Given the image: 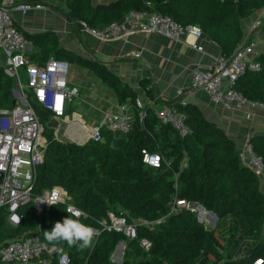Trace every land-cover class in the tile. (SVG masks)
<instances>
[{
    "label": "trees",
    "instance_id": "1",
    "mask_svg": "<svg viewBox=\"0 0 264 264\" xmlns=\"http://www.w3.org/2000/svg\"><path fill=\"white\" fill-rule=\"evenodd\" d=\"M263 5L264 0H115L96 5L92 0H66L65 13L77 28L83 21L101 29L121 21L130 9L150 8L182 25L199 27L219 45L222 55L229 57L243 40L240 20ZM24 35L33 46L92 69L114 89L120 102L130 97L134 106L131 88L105 62L65 50L57 41L47 44L43 38ZM31 56L41 59L39 52ZM254 58L260 62V69L240 74L233 86L249 100L264 103V53ZM12 86L13 78L0 67V108L13 106ZM149 95L150 100H157ZM168 104L185 114L190 133L180 136L170 124L161 123L149 104L144 105L142 117L137 113L130 129L119 137L118 147L111 145L113 132L104 127L100 128L104 142L88 139L82 144L58 141L45 127L46 147L37 167L34 192L62 186L72 203L85 213L80 217L82 222L100 230L92 249L81 252L63 246L70 256L69 264H112L110 254L119 241L134 246L125 252L123 264H251L257 258L264 264L261 179L242 162L235 141L204 118L198 108L188 102L181 104L180 97ZM37 112L42 121L48 119L47 112ZM250 141L264 161V135H253ZM142 150L158 153L159 166L144 163ZM176 199L200 203L216 214L218 223L208 228L195 212L172 210ZM108 210L124 213L128 221L142 218L154 224L139 226L135 238L102 230L99 220ZM19 212L22 219L11 228L7 208L0 209V245L34 232L44 239L43 232L54 226L39 230L40 217L31 203L22 205ZM68 216L65 205L58 203L46 212V222H62ZM140 238L150 241L148 250L140 246Z\"/></svg>",
    "mask_w": 264,
    "mask_h": 264
},
{
    "label": "built area",
    "instance_id": "2",
    "mask_svg": "<svg viewBox=\"0 0 264 264\" xmlns=\"http://www.w3.org/2000/svg\"><path fill=\"white\" fill-rule=\"evenodd\" d=\"M146 4L149 2L146 1ZM41 6L40 3L16 0L0 1V51L3 53L1 67L5 74L14 78L17 96L13 106L0 108V209L7 208V221L11 226L20 223L23 215L19 208L28 203L33 205L34 213L39 217L53 206L50 205L53 201L57 202L55 204H64L66 210L69 206L80 210L60 185L34 192L37 167L43 161L46 146V123L50 117L58 120L64 115L67 101L78 95V88L68 84L67 60L49 57L44 64H39L31 61L28 56L30 40L16 25L11 10L14 8L26 12ZM78 27L103 41L121 39L136 32L156 33L175 41L184 40L187 34H191V45L197 50L203 49L197 43L203 35L199 27L182 25L150 8L130 9L121 21H112L101 29L90 27L83 21L78 22ZM254 46V41H241L229 57L221 55L209 67L195 66L190 74L192 86L204 90L213 103L226 108L239 109L251 105L264 109L263 102L249 100L233 86L240 74L247 70L260 69V62L252 57ZM139 55L140 51L134 53V56ZM72 89L77 91L73 93ZM186 102L185 98H180L181 104ZM134 107L142 117L144 104L140 99H134ZM37 109L47 112L48 119L42 121ZM127 110V106L123 104L121 111L107 114L100 124L83 128L88 132L83 140H100L101 127L112 132L122 130L126 133L132 123V117ZM153 113L161 123L170 124L180 136L190 133L185 114L174 106L164 103L155 107ZM83 132L76 130L73 135L79 136ZM142 152L144 163L159 166L161 158L158 153L145 150ZM239 155L242 162L257 174L261 182L264 181V161L254 150L250 138H247L239 149ZM200 205L198 202L193 204L191 201L176 199L172 210L185 208L193 211L197 219L208 227L217 216ZM82 216H85V213ZM14 217H20L19 222ZM99 224L102 230L121 232L125 236L135 238L139 226H152L154 222L142 218L128 221L124 213L108 210L99 220ZM95 229L98 234L100 230ZM139 242L145 250L150 248L151 243L146 238H140ZM54 251L52 245L42 239L38 232L19 235L0 245V264H28L33 260L40 264H59V254L57 253L55 258L52 256ZM67 255L70 262V256L68 253ZM251 264H262V258L255 259Z\"/></svg>",
    "mask_w": 264,
    "mask_h": 264
},
{
    "label": "crops",
    "instance_id": "3",
    "mask_svg": "<svg viewBox=\"0 0 264 264\" xmlns=\"http://www.w3.org/2000/svg\"><path fill=\"white\" fill-rule=\"evenodd\" d=\"M34 1L42 6L26 12L14 8L11 10L16 25L23 33L33 35L34 39L43 38L47 44L57 41L58 46L65 50L105 62L131 88L134 99H140L144 105L149 104L147 106L152 112L161 104L183 97L198 108L204 118L220 126L235 141L238 149L247 138L256 134L264 135V109L251 105L239 109L226 108L213 103L204 90L192 86V69L197 65L209 67L222 55L219 45L205 34L197 40L203 47L202 50L191 45V34H187L184 40L175 41L156 33L136 32L121 39L103 41L77 28L76 23L65 13L66 0ZM110 1L115 0H92V3L96 5ZM240 25L243 31L242 41L255 42L252 57L264 53V5L242 18ZM29 49L30 60L39 64H44L49 57H56L50 51L33 46L31 40ZM136 51H140L139 56H134ZM35 52L40 53L41 59L30 57V53ZM2 61L3 53L0 51V67ZM67 80L70 86L78 88V95L67 101L65 114L58 118L59 124L49 128L58 141L84 143L85 140H76L69 133L85 131L83 128L100 124L107 114L121 111L123 104L127 106L132 121L138 113L130 97L120 102L114 89L90 68L69 62ZM13 92L16 93L15 89ZM149 92L155 96L156 101L150 100ZM59 134L64 135L65 140L56 138L55 135ZM260 185L263 190L264 181ZM8 226L11 225L8 223ZM133 247L119 241L110 254V261L123 262L125 252Z\"/></svg>",
    "mask_w": 264,
    "mask_h": 264
},
{
    "label": "clouds",
    "instance_id": "4",
    "mask_svg": "<svg viewBox=\"0 0 264 264\" xmlns=\"http://www.w3.org/2000/svg\"><path fill=\"white\" fill-rule=\"evenodd\" d=\"M76 91L77 89H72L73 93ZM55 203L57 202L53 201L50 205H54ZM66 211L69 213L68 217L64 218L62 222H55L50 231L43 232L45 241L52 245L59 254V264H69L68 255L63 247L65 244L68 248L75 247L77 251L83 252L86 249H92L94 247L97 236L96 229L82 222L80 219V217L84 215L81 210L69 206ZM14 219L19 222L20 217H14ZM53 258H55V256Z\"/></svg>",
    "mask_w": 264,
    "mask_h": 264
},
{
    "label": "water",
    "instance_id": "5",
    "mask_svg": "<svg viewBox=\"0 0 264 264\" xmlns=\"http://www.w3.org/2000/svg\"><path fill=\"white\" fill-rule=\"evenodd\" d=\"M42 53H43V52H42ZM15 102H16V98L14 97V99H13V104H15ZM57 123H58L57 119L54 118V117H51V118L47 121V123H46V127H47V128L55 127V126L57 125ZM124 135H125V132H123L122 130H115V131L113 132V136H114V137H113L112 140H111V145H112L113 147H118V144H119V137L124 136ZM100 141H101V142H104V141H105V138L102 136V137L100 138ZM194 203H195V202H193V204H194ZM200 207L203 208L204 206L200 205ZM211 212L214 213L213 211H211ZM53 224H54L53 222H49V223L46 222V213H44V214L41 215V217H40V224H39V229H40V230L45 229V228H47V227H50V226L53 225ZM56 254H57V252L54 251V252L52 253V256L54 257Z\"/></svg>",
    "mask_w": 264,
    "mask_h": 264
},
{
    "label": "rangeland",
    "instance_id": "6",
    "mask_svg": "<svg viewBox=\"0 0 264 264\" xmlns=\"http://www.w3.org/2000/svg\"><path fill=\"white\" fill-rule=\"evenodd\" d=\"M13 89H16L15 84L12 86V88H11V92H12L13 97H14V96L17 97V96H16V93L13 92ZM45 133H46V132H45ZM45 133H44V136H46ZM55 136H56V138H58V139H60V140H65V137H63L64 135L59 134V135H55ZM45 147H46V146H45ZM44 150H45V148H44ZM214 223L217 224V223H218V220L215 219V221H212L208 227H210V228L215 227L216 225H214ZM213 225H214V226H213ZM10 227H11V226H10ZM11 228H13V227H11ZM226 248H229V246L226 245ZM33 261H35V260H33ZM33 261H30V262H33ZM30 262H29V264H30ZM38 264H39V263H38ZM112 264H116V262L113 261ZM218 264H219V263H218Z\"/></svg>",
    "mask_w": 264,
    "mask_h": 264
},
{
    "label": "bare ground",
    "instance_id": "7",
    "mask_svg": "<svg viewBox=\"0 0 264 264\" xmlns=\"http://www.w3.org/2000/svg\"><path fill=\"white\" fill-rule=\"evenodd\" d=\"M73 126V125H72ZM71 126V127H72ZM68 127H70V126H68ZM81 127V126H80ZM67 131V130H66ZM70 132V131H69ZM69 135L70 136H72V137H74L76 140H83V139H85V137L88 135V132L87 131H84L82 134H79V136L78 135H76V136H74L73 135V133L71 134V133H69ZM70 263V262H69Z\"/></svg>",
    "mask_w": 264,
    "mask_h": 264
}]
</instances>
